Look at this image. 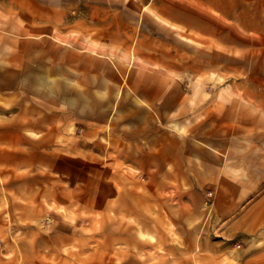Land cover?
<instances>
[{"label":"rangeland","instance_id":"obj_1","mask_svg":"<svg viewBox=\"0 0 264 264\" xmlns=\"http://www.w3.org/2000/svg\"><path fill=\"white\" fill-rule=\"evenodd\" d=\"M198 8L182 10L191 15L179 28L146 29L152 39L141 46L158 55L142 57L145 61L136 54L116 56L111 103H104L107 96L95 117L60 103L59 83L38 94L34 118L0 115V246L14 241L9 258L20 253L19 241L36 234L41 241L68 236L70 264L72 257L79 264H264V173L261 183L242 184L247 199L222 217L215 209V184L194 186L173 167L158 172L155 159L126 150L111 126V121L124 124L125 107L135 110L132 69L141 62L148 67L141 66L144 77L153 80L163 73L157 80H180L187 90L202 85L205 94L221 96L226 87L225 95L235 97L254 91L238 80L264 73L258 55L246 49L264 48V36L251 39L253 31L264 32V0H245V22L229 24L230 43L238 29L251 39L244 44L251 53L246 56L222 50L221 23L205 22L203 16L220 17L222 9L203 2ZM116 41L121 53L128 45ZM19 126L27 130L17 134Z\"/></svg>","mask_w":264,"mask_h":264},{"label":"crops","instance_id":"obj_2","mask_svg":"<svg viewBox=\"0 0 264 264\" xmlns=\"http://www.w3.org/2000/svg\"><path fill=\"white\" fill-rule=\"evenodd\" d=\"M200 2L222 9L220 17L203 16L206 23H221L222 50L235 51L237 56L258 55V64L264 66V59L260 60L264 48L244 47L246 39L259 41L264 32L253 31L249 39L237 28L229 41V24L245 22V0H0V115L34 118L38 94L59 83L60 103L95 117L107 96L104 103H111L117 82L116 56L136 54L145 61L142 57L158 55L141 46V41L152 39L145 35L146 29L158 33L165 24L179 28ZM122 39L128 46L119 53L116 40ZM133 42L138 43L135 49ZM223 63L229 66L227 60ZM141 66L132 69L135 110L125 107L123 125L111 121L115 135L122 137L126 150L146 152V158L155 159L158 172L173 167L177 177L194 186L215 184L216 213L230 215L237 201L247 199L242 184L261 183L264 173V95L258 94L264 89V73L257 71L251 80H238L239 86L254 88L247 89V96H228L226 87L221 96H212L198 88L202 85L187 90L180 80L160 82L157 78L163 73L153 80L144 77ZM17 128V134L27 130ZM238 213L244 215V211ZM48 236L43 241L36 234L25 236L19 241L20 253L13 251V258L8 254L16 249L14 241L3 240L0 264H70L65 251L68 236L61 240ZM71 264H79L78 259L72 257Z\"/></svg>","mask_w":264,"mask_h":264}]
</instances>
